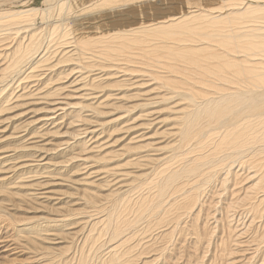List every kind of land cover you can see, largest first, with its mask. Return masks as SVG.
I'll use <instances>...</instances> for the list:
<instances>
[{"label": "bare ground", "instance_id": "1", "mask_svg": "<svg viewBox=\"0 0 264 264\" xmlns=\"http://www.w3.org/2000/svg\"><path fill=\"white\" fill-rule=\"evenodd\" d=\"M20 1L0 0L6 260L264 264V0Z\"/></svg>", "mask_w": 264, "mask_h": 264}, {"label": "rangeland", "instance_id": "2", "mask_svg": "<svg viewBox=\"0 0 264 264\" xmlns=\"http://www.w3.org/2000/svg\"><path fill=\"white\" fill-rule=\"evenodd\" d=\"M30 1H31V2H30ZM34 1H35V0H34ZM36 1H37V0H36ZM40 1H41V0H40ZM40 1L38 2V4L40 3ZM25 2H30L29 6H31L33 0H22V1H20V2H16V3H14L13 5H15V6L18 7V6H22V4L25 3ZM6 7H9V6H6ZM10 235H11V232L6 231V230H3V231L0 233V237H2V238H1V241H2V239L5 240V242H4V240H3V243L0 244V260H1V263H3V264H10L9 261L12 260V259H8V260H6V257H5L6 254H4V249H5V251H6V248H7L9 245H11V242H10V240H9ZM5 236L8 237V238H6ZM5 238H6V239H5ZM6 240H7V242H6ZM188 242H190V240H187V241H186V245H187ZM8 244H9V245H8ZM188 244H189V243H188ZM1 245H2V246H1ZM6 245H7V247H5ZM26 249H27V248L23 246V248H21L20 252H23L24 254L19 253L20 256H17L18 261L20 262L19 264H29V261H27L26 259L28 258L27 255H28V254H31V253L27 252L28 250H26ZM8 250H9V249H8ZM191 253H192V252L189 251V252H187V253L182 254V257L180 258V260H179L178 262L181 263V264L185 263V262L188 260L189 256H191ZM8 255H11V253H8ZM31 255H32V254H31ZM10 257H11V256H10ZM3 258H4V259H3ZM12 258H13V257H12ZM15 264H18V263H15Z\"/></svg>", "mask_w": 264, "mask_h": 264}]
</instances>
